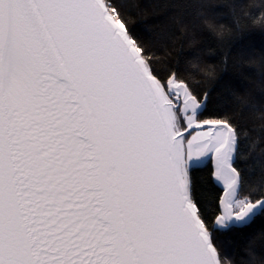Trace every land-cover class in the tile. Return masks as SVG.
<instances>
[{"label":"snow or ice","instance_id":"1","mask_svg":"<svg viewBox=\"0 0 264 264\" xmlns=\"http://www.w3.org/2000/svg\"><path fill=\"white\" fill-rule=\"evenodd\" d=\"M132 6L0 0V264H264L247 242L264 223V158L241 166L223 103H246L238 85L201 90L212 65L159 54L184 21L150 33ZM177 7L223 37L214 0ZM220 7L247 26L245 0ZM251 23L264 31V12Z\"/></svg>","mask_w":264,"mask_h":264},{"label":"trees","instance_id":"2","mask_svg":"<svg viewBox=\"0 0 264 264\" xmlns=\"http://www.w3.org/2000/svg\"><path fill=\"white\" fill-rule=\"evenodd\" d=\"M180 0H132L133 6L129 13L134 26L147 32H160L165 28L173 31L177 28V20H183L187 25L184 35L168 41L166 47L159 54L167 63H172L181 50L185 54L194 53L200 57V68L212 65L214 75L205 77L197 70L193 79L199 83L200 89H216L215 98L224 89L222 83L232 82L238 85V95L246 103L237 104L235 99L225 100L226 114L232 117L233 122L242 126L241 133V166L246 161H259L264 158V119L260 113L253 114L247 110V105L264 108V31L251 23V18L259 17L264 12V0H245L247 16H241V24L247 25L237 31L233 19L226 9L220 7L225 0H214L218 6L217 23H223L224 35H212L203 26L193 30V9L181 10L177 7ZM243 113V115H241ZM208 167H211L209 161ZM259 165H257V168ZM205 173H197L196 179ZM259 174V173H257ZM257 250L264 249V223L257 222L250 230L247 240Z\"/></svg>","mask_w":264,"mask_h":264}]
</instances>
